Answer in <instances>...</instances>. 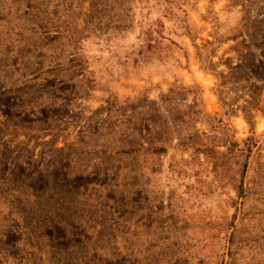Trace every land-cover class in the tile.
I'll list each match as a JSON object with an SVG mask.
<instances>
[{
  "label": "rangeland",
  "instance_id": "rangeland-1",
  "mask_svg": "<svg viewBox=\"0 0 264 264\" xmlns=\"http://www.w3.org/2000/svg\"><path fill=\"white\" fill-rule=\"evenodd\" d=\"M0 264H264V0H0Z\"/></svg>",
  "mask_w": 264,
  "mask_h": 264
}]
</instances>
